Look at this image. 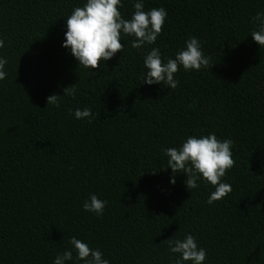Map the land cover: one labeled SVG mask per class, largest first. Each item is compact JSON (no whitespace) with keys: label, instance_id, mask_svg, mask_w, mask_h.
I'll return each instance as SVG.
<instances>
[{"label":"trees","instance_id":"obj_1","mask_svg":"<svg viewBox=\"0 0 264 264\" xmlns=\"http://www.w3.org/2000/svg\"><path fill=\"white\" fill-rule=\"evenodd\" d=\"M135 0H121L131 17ZM86 0H0V264H53L75 236L109 264H173L169 239L191 234L203 264H264V47L251 22L264 0H144L167 17L154 44L131 46L99 69L79 67L62 46L66 18ZM195 36L209 68L174 74L176 89L142 81L144 56L158 47L164 62ZM75 84V96L63 90ZM51 94L60 106L46 105ZM91 108L77 119L69 109ZM231 139L232 187L207 203L203 178L187 189L162 149L190 135ZM163 168V169H162ZM155 170V171H153ZM106 201L102 215L82 205ZM182 264H192L184 261Z\"/></svg>","mask_w":264,"mask_h":264},{"label":"clouds","instance_id":"obj_2","mask_svg":"<svg viewBox=\"0 0 264 264\" xmlns=\"http://www.w3.org/2000/svg\"><path fill=\"white\" fill-rule=\"evenodd\" d=\"M121 0H86L82 7H75L66 18L67 31L62 46L70 49L72 56L78 61L79 67L99 69L102 61L110 60L117 52H122L124 45L121 43L122 34L134 36L131 46L141 48L148 44H154L163 29L167 17V11L163 7L152 8L145 11L144 0H135L134 11L130 18L125 19L119 7ZM257 28L251 32L253 40L264 47V12H257L251 20ZM185 48L180 49L175 57H169L163 61L160 49L153 47L144 56L146 72L142 74V81L148 85L162 84L171 89L178 87L179 81L174 78L182 66L184 70L199 71L202 67L209 68L210 58L204 54L200 41L190 37L185 41ZM4 46V40L0 39V48ZM7 60L0 57V80L6 78L4 71ZM75 84L65 87L63 95L75 96ZM60 96L49 95L46 105L60 106ZM77 119H87L89 123L95 118L91 108L69 109ZM231 139L220 140L214 133L206 136H188L178 147L162 149L167 159V167L171 168L173 177L170 183L175 184V174L185 173V185L187 189L198 188V180L203 178L214 186L215 190L210 193L207 203L223 199L231 193L232 187L222 182L227 170L235 165L232 158ZM163 169V168H162ZM155 171V170H153ZM106 201L99 199L95 194H90L84 200L83 209L102 215ZM70 245L76 250L77 260L84 264H109L103 258L99 249H92L75 236L69 239ZM170 253H179L173 264H182L191 261L192 264H203L206 260V250L198 247L196 238L188 234L183 240L169 239L167 241ZM73 259L72 251L65 250L58 254L53 264H65V261Z\"/></svg>","mask_w":264,"mask_h":264}]
</instances>
